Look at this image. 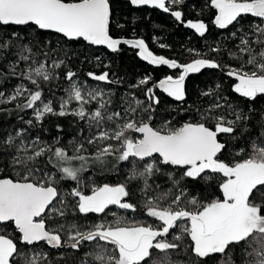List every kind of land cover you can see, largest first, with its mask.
Segmentation results:
<instances>
[{
	"label": "snow or ice",
	"instance_id": "obj_1",
	"mask_svg": "<svg viewBox=\"0 0 264 264\" xmlns=\"http://www.w3.org/2000/svg\"><path fill=\"white\" fill-rule=\"evenodd\" d=\"M128 2L206 51L181 62L113 37L112 0H0V116L18 122L0 135V264H264V0ZM80 41L171 72L126 89L109 71L81 78ZM204 70L228 88L213 81L189 104L186 81ZM158 93L175 102L164 114Z\"/></svg>",
	"mask_w": 264,
	"mask_h": 264
},
{
	"label": "trees",
	"instance_id": "obj_2",
	"mask_svg": "<svg viewBox=\"0 0 264 264\" xmlns=\"http://www.w3.org/2000/svg\"><path fill=\"white\" fill-rule=\"evenodd\" d=\"M192 3H196L197 7H199L200 0L190 2L188 5ZM112 6L114 22L111 26V34L113 37L144 38L154 54L178 58L181 62L193 59V56L186 51L188 47L206 51L205 39L193 35L192 30L178 24V22L168 14L145 8L133 9L128 3L118 0H112ZM185 11L187 18H196V13L191 11L188 6H185ZM203 18L207 22L211 19V16L205 13ZM117 22L122 24L123 27H117ZM217 32V29L211 27V32L207 35L208 44H211L214 38L219 39ZM45 35L55 40L54 34L48 33ZM161 43L169 47L161 48L159 46ZM69 51L76 54L73 57L72 67L79 73L81 78H86V73L89 71L96 72L97 74L102 71H109L110 74H115V78H119L122 81L120 85H112L111 87L114 89H126L129 84L136 82L139 78L147 74L152 75L153 81L159 80L165 74H170V71L165 68H153L149 66L141 61L134 51L124 46L120 47V51L113 53L104 49H95L80 41L70 43ZM97 56L100 57V61L95 59ZM216 80H221L225 89L228 88L229 82L223 80L221 73L216 70H204L199 74L190 76L186 81V87L189 92L188 103L191 104L196 98L198 88L211 85L213 81ZM11 83L15 84V79H13ZM89 83L94 84L96 82L89 81ZM10 86L11 85H6V87ZM138 91L142 94L143 90L141 89ZM158 95H160L162 100L159 110L161 114H164L166 110H170L169 106L174 105L175 102L161 93H158ZM256 107H264V99L258 100ZM55 122V118H53L52 123ZM59 122L65 126L69 134L73 131L72 128L68 126V119H61ZM17 123L14 117L9 118L7 116H0V135H3V130L9 129L12 125ZM48 126L51 127V123ZM67 138L70 139L71 136L69 135ZM63 142H66V140ZM195 187L198 191L203 192L204 195H207L210 191L208 186L203 182ZM53 256H55V252H53ZM78 256L79 253L74 254V256L70 253L67 264H76V259L74 257Z\"/></svg>",
	"mask_w": 264,
	"mask_h": 264
},
{
	"label": "water",
	"instance_id": "obj_3",
	"mask_svg": "<svg viewBox=\"0 0 264 264\" xmlns=\"http://www.w3.org/2000/svg\"><path fill=\"white\" fill-rule=\"evenodd\" d=\"M118 1H121V2H125V3H128L129 5H130V3L128 2V0H118ZM131 6V5H130ZM133 9H143V8H147V9H149V10H156V11H158V12H160V13H163L161 10H157V9H152V8H149V7H147V6H143V7H133V6H131ZM163 14H165V13H163ZM51 34V33H50ZM83 42V41H82ZM85 45H87L85 42H83ZM87 46H89V45H87ZM121 46H124V47H126L127 49H130V50H132V51H134L135 53L137 52V50H135V49H133V48H131L130 46H128V45H121ZM120 46V47H121ZM90 47H93V48H95V49H104V50H107V51H109V52H111L110 50H108L106 47H103V46H99V47H94V46H90ZM136 56H137V54H136ZM138 57V56H137ZM139 58V57H138ZM140 59V58H139ZM141 60V59H140ZM141 61H143V60H141ZM143 62H145V61H143ZM146 64H148L147 62H145ZM149 65V64H148ZM149 66H151V65H149ZM151 67H153V66H151ZM153 68H165L166 70H168V71H170L171 72V70H169L168 68H166V67H164V66H161V67H153ZM193 75H195V74H191L190 76H193ZM162 94V93H161ZM167 97V96H166Z\"/></svg>",
	"mask_w": 264,
	"mask_h": 264
},
{
	"label": "flooded vegetation",
	"instance_id": "obj_4",
	"mask_svg": "<svg viewBox=\"0 0 264 264\" xmlns=\"http://www.w3.org/2000/svg\"><path fill=\"white\" fill-rule=\"evenodd\" d=\"M195 0H188V3H190V2H194ZM145 9H147V8H145ZM169 15V14H168Z\"/></svg>",
	"mask_w": 264,
	"mask_h": 264
}]
</instances>
